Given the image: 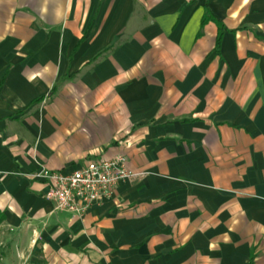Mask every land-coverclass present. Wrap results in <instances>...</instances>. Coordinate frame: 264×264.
Masks as SVG:
<instances>
[{"label":"crops","instance_id":"obj_1","mask_svg":"<svg viewBox=\"0 0 264 264\" xmlns=\"http://www.w3.org/2000/svg\"><path fill=\"white\" fill-rule=\"evenodd\" d=\"M120 155L112 199H46ZM0 213V264H264V0H0Z\"/></svg>","mask_w":264,"mask_h":264},{"label":"built area","instance_id":"obj_2","mask_svg":"<svg viewBox=\"0 0 264 264\" xmlns=\"http://www.w3.org/2000/svg\"><path fill=\"white\" fill-rule=\"evenodd\" d=\"M143 176L132 171L122 155L109 160H91L71 174L46 175L50 183L46 199L55 204L57 211L83 215L92 206L112 199L121 184Z\"/></svg>","mask_w":264,"mask_h":264},{"label":"trees","instance_id":"obj_3","mask_svg":"<svg viewBox=\"0 0 264 264\" xmlns=\"http://www.w3.org/2000/svg\"><path fill=\"white\" fill-rule=\"evenodd\" d=\"M210 21H213L217 24L218 26V29H219V34H218V38H217V49H219L220 47V43H221V40H222V35L225 31V27H224V24L222 23V21H220L219 19L215 18L210 9L206 6L205 8V14L203 16V19H202V27L205 26L208 22ZM4 220V216L0 213V224L3 222Z\"/></svg>","mask_w":264,"mask_h":264}]
</instances>
